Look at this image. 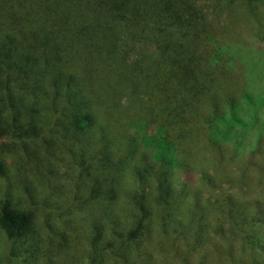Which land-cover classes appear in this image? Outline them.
Wrapping results in <instances>:
<instances>
[{
	"label": "trees",
	"instance_id": "16d2710c",
	"mask_svg": "<svg viewBox=\"0 0 264 264\" xmlns=\"http://www.w3.org/2000/svg\"><path fill=\"white\" fill-rule=\"evenodd\" d=\"M205 26L189 0H0V251L34 241L21 196L54 204L16 177L14 192L15 153L16 175L61 182L55 209L84 214L87 264L134 262L149 241L174 259L211 242L215 258L264 264L262 204L228 192L201 157L211 137L192 129L198 111L234 119L235 105L222 97L219 110L206 90Z\"/></svg>",
	"mask_w": 264,
	"mask_h": 264
},
{
	"label": "rangeland",
	"instance_id": "374dc122",
	"mask_svg": "<svg viewBox=\"0 0 264 264\" xmlns=\"http://www.w3.org/2000/svg\"><path fill=\"white\" fill-rule=\"evenodd\" d=\"M189 2L197 10L198 16L206 21L204 29L198 32L201 46L197 52L206 61V67L211 68V82H207L206 90L210 88L214 95H218L221 105L222 97L235 105L234 119L225 121V124L221 121L209 124L207 120H210L208 118L212 114L208 113L203 120V114L205 116L206 113L198 111L199 121L194 120L192 123L194 135L200 134V139L206 142L208 137L212 139L210 145L201 152L202 160L214 159L212 165L215 163L219 167L216 176L220 180H227L232 189L228 190L229 193L237 191L243 196H249L264 208V0ZM222 107L223 105L219 110ZM225 119L229 118L226 116ZM224 125L227 127H223ZM189 151L191 152V148ZM7 162L11 170L10 179L14 180L11 185L14 192L21 191L16 177L28 196L30 192L33 194V190H38L40 195L36 199L42 198L43 201L54 204L49 209L41 204L32 205L29 199L26 201L20 197L23 205L28 202L35 218L32 233L34 241L31 247L27 244L18 246L22 237L16 240L18 244L2 241L0 264H87L85 254L89 243L85 241L84 225L87 221L83 219L84 214L79 212L74 217L63 206L60 210L54 207L55 204L62 205L66 201L63 192L65 188L61 187V182L49 187L43 180L31 178L26 168L16 175L15 162H18V158L15 153L7 156ZM210 166L207 163V167L211 168ZM61 172L63 167L58 174ZM211 172L214 173L213 169ZM24 177L28 181H22ZM42 207L45 209L44 216L41 214ZM69 217L74 219L70 222ZM215 246L210 242L201 249L184 250L187 253L181 252L177 256L179 259H174L172 252H166L156 242L149 241L141 248L140 257L136 256L134 262L131 260L124 264H238L225 262L224 253L223 256L215 255V258ZM233 256H239L238 250L234 251ZM242 258L246 260L248 256ZM245 262L250 264L247 260ZM104 264L121 263L110 260Z\"/></svg>",
	"mask_w": 264,
	"mask_h": 264
}]
</instances>
